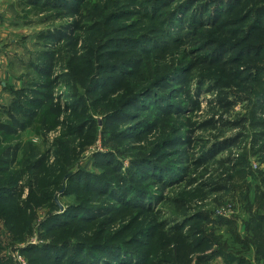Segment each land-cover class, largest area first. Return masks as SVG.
I'll return each instance as SVG.
<instances>
[{
	"label": "rangeland",
	"instance_id": "1",
	"mask_svg": "<svg viewBox=\"0 0 264 264\" xmlns=\"http://www.w3.org/2000/svg\"><path fill=\"white\" fill-rule=\"evenodd\" d=\"M24 1L26 0L0 1L3 7L0 13L4 16L0 21V122L11 124L10 117L13 116L25 124L24 130L19 129L13 135L0 133V158L8 148H19L14 162L10 159L11 164L0 165V188L9 189L10 185H16L21 177L18 184L20 187L17 188L19 193L3 196L5 201L0 202V264H29L27 258L21 253L23 248L48 245L54 240L55 231H50L43 225L52 215L60 213L57 200L63 206V210L75 204L76 197L82 195L85 184V179L79 174L81 172L102 174L108 170L111 166L104 162L105 156L110 155L109 160L115 159V165L121 168L122 173L126 172L131 162L150 157L152 153L156 154L157 160L160 158L163 165L178 166L186 158H199L218 142L232 139L237 135L244 137L237 145L219 153L215 159L210 160L209 164L200 169L196 174L198 182L195 185L188 186L186 183L188 179L184 176L185 182L181 180L173 183L164 195L167 198L186 200L191 208L190 216L193 220L185 225L183 241L188 243L186 236L193 228L191 231L194 236L190 237V241L194 242L191 245L194 252L190 262L186 260V264H197L195 260L197 256L212 254L218 250L227 251L235 259L234 262L215 257L202 264H237L238 258L245 260V264H257L259 259L257 261L252 250L253 242L249 240L258 235L249 227V222L252 212L262 211L264 208V202H261L264 199V139L256 144V137L251 129L223 127L224 122L238 123L245 117L253 120L250 116L253 104L260 102L264 106V52L260 49L264 47V30L248 39V30L254 18L244 20L243 17L249 12L251 6L247 8L246 5H240L237 11L231 13L221 11L214 25L208 23L196 31L195 34L199 37L195 44L186 45V53L193 57L191 59H196L203 54L199 47L208 46L213 51L219 47L218 45L225 44L228 47L226 59L239 58L240 61L238 66L229 67V71L219 72L217 77L215 75L211 77L220 80L222 85L219 89L216 90L215 81L210 80L204 86V92L197 97L201 104V111L190 113L189 117L192 121L199 126L210 120L220 123L217 130L193 131L196 143L194 147H185L189 151L182 161V157L173 156L174 153H169V149L162 151L159 149L161 139L158 135L141 143L120 140L119 136L128 131L131 125L106 127L104 119L120 110L125 102L136 95L138 89L139 83L129 79L125 81L120 71L111 73L114 77L99 91L90 93L88 89H80L84 96V101H80L79 98L69 97L71 90L67 83L68 79L63 77L67 71L62 64L53 72L56 87L51 104L46 105L45 108L39 107L30 111L29 99L33 98L31 89L34 88L33 83L50 80V78H43L35 70L44 64L45 52L52 50L48 47V42L42 38V33L55 26H61L67 21L54 20L49 17L54 14V11H41L36 8L34 10ZM180 1L188 0H179L171 9H160L155 19L149 16L154 11L150 3L143 0H139L137 4L133 2L127 9L130 10L131 15L125 21L113 23L111 28L113 32L110 36L139 37L150 30L161 29L164 19L169 17L168 13L172 12ZM206 1L214 5L209 6L204 18H213L217 14V6L221 4L219 2L221 0ZM109 3L110 1L107 2V0H91L84 7L88 30L82 34L79 48L83 56L90 59L91 65L86 67L88 72L93 73L104 63H124L137 55L136 51H113L116 49L113 45V47L110 45L101 47L104 31L103 28L100 30L101 22L95 12L97 8ZM161 12H165L164 18ZM144 14L148 18H145ZM191 14L192 11L187 13L188 22H191ZM44 20L47 21L44 22ZM187 27L189 26L186 25L185 28ZM92 28L100 30V33L91 30ZM250 48H253L252 54L241 56ZM92 49L96 52H90ZM100 71L97 73H101L102 78L108 76L102 73L103 70ZM207 76H211V71L205 70V66L202 65L201 69L193 73L190 87L193 94H196L198 90L200 78L205 79ZM166 91L162 92V98L170 100V90ZM74 102L83 103L75 111L63 113L59 117L51 116L48 112L50 106L58 104L66 107V104ZM210 102L213 103L210 104ZM219 102H223L222 105ZM20 105L29 110L26 119H23ZM32 115H35L34 118L30 117ZM148 115L150 114L145 116ZM152 115L157 118L156 113ZM261 118L264 119V116ZM180 124L182 121H179V126ZM79 127L84 128L81 135L76 134ZM224 158H230L233 162L241 161L243 167L232 170V165L217 164L218 160ZM157 160L155 159L156 162ZM38 162H41L39 178L36 177L34 170ZM175 174L177 175L173 177V180H180L181 176L176 172ZM246 174H248L247 178L243 179ZM21 190H23L22 193H20ZM66 191L69 195L63 196ZM155 207L156 211L164 210L163 215L157 216L155 223L179 218L172 216L175 207L168 202L161 204L157 202ZM136 213L137 211L129 210L128 215L118 216L112 225L109 223L99 225L100 221H94L92 225H83L86 229L79 228L78 231L81 233L77 237L85 238L86 235L92 236L93 233L96 235L106 230L114 233L115 237L117 232L122 234L114 241L128 242L136 230L135 226L130 228L138 218H135ZM222 220H231L233 225H224ZM124 229H127L126 233H123ZM167 230L168 228L164 230L165 234H168ZM199 231L202 234L196 235ZM75 234L73 230L70 236ZM169 236L172 237L164 240L170 241L173 248L175 239L173 235L169 234ZM204 237L211 243L204 244L197 250L196 243ZM64 238H56V241L58 239L63 241ZM152 245L153 241L148 248H142L137 243L129 247L142 252L155 251L156 247H163L159 249V252L164 249V246L153 247ZM156 252L157 250L155 254ZM167 257L166 255L162 258L155 257V259L165 260ZM261 262H264V259Z\"/></svg>",
	"mask_w": 264,
	"mask_h": 264
},
{
	"label": "trees",
	"instance_id": "2",
	"mask_svg": "<svg viewBox=\"0 0 264 264\" xmlns=\"http://www.w3.org/2000/svg\"><path fill=\"white\" fill-rule=\"evenodd\" d=\"M26 1H24L25 4L34 10L54 11V14L49 16L54 20L67 21L61 26H55L53 29L42 33V38L48 42V47H51L52 50L45 52L46 60H44V64L35 70L43 78H50V80L33 83L34 88H31L33 98H28L31 105L30 111L39 107L45 108L46 105L51 104L56 87L53 72L55 68L62 66V64H64V69L67 71L63 74V77L68 79L67 83L71 90L69 97L73 99L79 98L80 101H84V96L81 94L80 89H88L90 93L99 91L101 87L114 77L111 73L120 71L125 81L129 79L139 83L138 89L136 95L125 102L120 110L104 119L106 127L111 125H131L128 131L123 132L119 136L120 140H131L141 143L152 136L158 135L161 139L159 149L161 151L169 149V153H174L173 156L182 157V161L184 157H187V152L189 151L185 147H194L196 143L193 131L217 130L220 123L216 120H210L199 126L192 121V118L189 117L190 113L201 111V104L197 97L204 92L203 88L210 80L215 81L214 87L216 90L219 89L222 83L217 80L218 78L211 77L213 75L217 77L216 75L219 72L229 71V67L238 66L237 64L240 61L239 58L226 59L228 47L225 44L218 45L219 47L213 51L208 46L199 47L198 49L203 54L196 59H191L193 57L186 53V45L195 44L196 39L199 37L195 34L196 31L208 25V23L214 25L221 11L231 13L232 11H237V7L240 5H246L247 8L251 6L249 12L243 17L244 20L254 18L248 30V39L264 30V0H221L219 1L221 4L217 6V14L213 18H204L209 6L214 5L213 3L206 0H188L186 2L180 1L173 11L168 13L169 17L164 19L161 29L150 30L147 34L139 37H113L110 36L113 32L111 30L112 24L125 21L131 15V12L129 13L130 10L127 9L133 2L134 4L139 3V0H107L110 3L97 8L95 12L101 22L100 30L103 28L104 31L102 33L104 39L102 38L101 40V47L116 46L113 51H136L137 55L125 61L126 63H104L92 73L86 69L91 63L90 59L85 58L87 56H83V52L79 48L82 34L88 30L84 7L91 0ZM143 1L150 3L149 5L154 11L149 16L155 19L157 13H160V9H171L179 0ZM199 4L200 6H197ZM190 11H192L191 22H188L186 17ZM161 15L164 18L166 14L161 12ZM144 17L148 18L146 14H144ZM46 21L44 20V22ZM186 25L189 27L185 28ZM91 30L100 33V30H95L94 28ZM109 36L110 38H105ZM260 49L264 52V47ZM92 51L96 52L93 49L90 52ZM252 52L253 48L247 49L241 56L252 54ZM201 65L205 66V70L211 71V76H207L205 79L200 78L198 90L196 94H193L192 90H190L192 75L195 71L201 69ZM99 70H101L100 72L103 70L102 73L108 76H103L104 78H102L101 73H97ZM166 90H170V100L162 98V92ZM24 102L27 101L24 100ZM82 103L74 102L73 104H66V107L56 104L53 107L50 106L48 112L51 116L59 117L63 113L75 111ZM220 103L222 105L223 102ZM22 105L19 106V109L23 119H26L29 110L23 108ZM263 107L260 102H256L250 112L253 120L245 117L238 123L224 122L223 127L242 130L251 129L255 134V143L257 144L264 139V119L261 118L264 116ZM154 113H156L157 118L153 117L152 114ZM146 114L150 115L146 117ZM34 116L30 117L34 118ZM10 118L12 120L11 124L0 122V133L13 135L19 129H25L23 121L13 116ZM179 121H182L180 126ZM83 132L84 128L79 127L76 134L81 135ZM243 137L237 135L232 139L218 142L199 158H186L178 166L174 164L163 165L164 163L160 162V158L157 160L158 158H155L156 154L152 153L150 157L131 162L126 172L122 173L121 168L115 165V159L109 160L110 155L105 156L104 162L111 167L102 174L81 172L79 176L85 179L82 195L77 196L76 203L69 208H65L63 212L57 205L60 213L52 215L49 220L44 222V227L50 231H55L54 240L44 246L25 247L21 253L27 258L29 264H186V260L190 262V257H193L194 252L191 247L194 242L193 240L190 241V237L193 238L194 236L191 231L193 228L190 229L189 235L187 234L186 236L188 243L183 241L185 240V236H183L185 231L183 230L185 225L193 220L190 216L191 208L186 200L167 198L164 194L173 183L180 182L185 178L188 179L186 181L188 186L195 185L198 182L196 174L200 169L209 164L210 160L215 159L219 153L228 151L231 147L237 145ZM18 151V147L8 148L2 153L0 158V163L2 164L0 165L11 164L10 159L14 162ZM217 164L220 166L232 165V170L243 167L241 161L236 160L233 162L230 158L220 159ZM40 167L41 162H38L34 167L38 178ZM175 172L181 176L178 181L177 179L173 180V177L177 175ZM247 176L248 174L243 176V179L247 178ZM20 179L16 185H10L9 189L0 188L1 203L5 201L2 198L3 196L19 193L17 188L20 187L18 186ZM183 181L185 182V180ZM22 192L23 190L20 191V193ZM68 195L67 191L63 194V196ZM157 202L160 204L168 202L173 205L175 211L172 216L179 218L155 223L157 218L163 215L164 211L155 210ZM261 202H264V199ZM129 210L137 211L135 218H138L130 226V228L135 226L136 230L128 242L114 241L116 237L122 234L117 232L115 237L114 233H109L106 230L96 235H93L94 233L92 236L86 235L85 238L77 237L81 233L78 231L80 230L79 228H85L83 225H92L94 221H100L99 225L108 223L112 225L118 216L128 215ZM75 224L77 225L76 227L72 226ZM222 224L232 226L233 222L231 220H222ZM249 227L258 235V237L250 238L249 241L253 242L254 247H252V250L257 261L259 259L258 263H261V260L264 259V208L262 211L252 212ZM94 228L95 225L93 226ZM166 228H168V234L164 233ZM127 229H124L123 233H126ZM73 230L76 234L71 237ZM169 234L173 235V239H175L173 248H171L172 243L170 241L167 240L168 242H166L164 240L172 237ZM201 234V231L196 233V235ZM64 237L67 239L65 240ZM56 238H64V240L58 239L56 241ZM207 239L206 237L201 238L196 243L197 250L204 244L208 245L211 243ZM152 241L153 247L164 246L162 252H159V249L163 247H156V254L153 250L142 252L132 250L129 247L137 243L142 248H148ZM166 255L168 257L165 260L155 259V257L160 258L161 256L162 258ZM230 255L225 250H218V252H213L212 254L197 256L195 260L197 264H202L219 257L233 263L235 259ZM245 262V260L236 259L237 264H245Z\"/></svg>",
	"mask_w": 264,
	"mask_h": 264
},
{
	"label": "crops",
	"instance_id": "3",
	"mask_svg": "<svg viewBox=\"0 0 264 264\" xmlns=\"http://www.w3.org/2000/svg\"><path fill=\"white\" fill-rule=\"evenodd\" d=\"M0 1H5V0H0ZM1 3V2H0ZM2 9H3V7L1 6V4H0V11H2ZM4 18V16H3V14H1L0 13V21H1V19H3ZM264 262H261V263H257V264H263Z\"/></svg>",
	"mask_w": 264,
	"mask_h": 264
},
{
	"label": "water",
	"instance_id": "4",
	"mask_svg": "<svg viewBox=\"0 0 264 264\" xmlns=\"http://www.w3.org/2000/svg\"><path fill=\"white\" fill-rule=\"evenodd\" d=\"M57 204L59 205L61 212H63V207L61 206V204L59 203V201L57 200Z\"/></svg>",
	"mask_w": 264,
	"mask_h": 264
}]
</instances>
